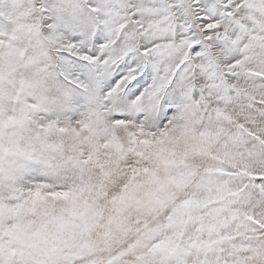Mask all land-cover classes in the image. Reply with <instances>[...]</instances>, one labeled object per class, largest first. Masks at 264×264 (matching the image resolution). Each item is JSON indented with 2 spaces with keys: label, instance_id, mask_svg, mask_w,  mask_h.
<instances>
[{
  "label": "snow or ice",
  "instance_id": "snow-or-ice-1",
  "mask_svg": "<svg viewBox=\"0 0 264 264\" xmlns=\"http://www.w3.org/2000/svg\"><path fill=\"white\" fill-rule=\"evenodd\" d=\"M0 264H264V0H0Z\"/></svg>",
  "mask_w": 264,
  "mask_h": 264
}]
</instances>
